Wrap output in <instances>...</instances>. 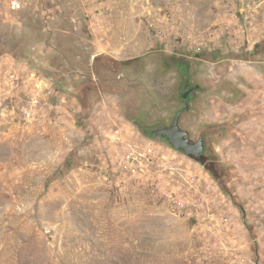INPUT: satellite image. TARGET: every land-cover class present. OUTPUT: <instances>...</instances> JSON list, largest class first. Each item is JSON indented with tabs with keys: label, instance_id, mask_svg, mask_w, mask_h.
Listing matches in <instances>:
<instances>
[{
	"label": "rangeland",
	"instance_id": "rangeland-1",
	"mask_svg": "<svg viewBox=\"0 0 264 264\" xmlns=\"http://www.w3.org/2000/svg\"><path fill=\"white\" fill-rule=\"evenodd\" d=\"M12 1L0 264H264V0Z\"/></svg>",
	"mask_w": 264,
	"mask_h": 264
},
{
	"label": "water",
	"instance_id": "water-1",
	"mask_svg": "<svg viewBox=\"0 0 264 264\" xmlns=\"http://www.w3.org/2000/svg\"><path fill=\"white\" fill-rule=\"evenodd\" d=\"M180 112H178L171 125L164 126L160 129L150 132L154 137H165L167 142L173 148L184 152L187 156L198 157L204 150V145L201 140L196 142L190 141L188 132L179 127Z\"/></svg>",
	"mask_w": 264,
	"mask_h": 264
},
{
	"label": "flooded vegetation",
	"instance_id": "flooded-vegetation-1",
	"mask_svg": "<svg viewBox=\"0 0 264 264\" xmlns=\"http://www.w3.org/2000/svg\"><path fill=\"white\" fill-rule=\"evenodd\" d=\"M175 65H176V68H179V73H180V81H179L180 90H179V95H178L179 96L178 97V101L180 103V108L178 110H176L175 115H174L172 121L169 124H164V123L158 121L154 126L153 125H149L147 127H143V131L145 133H148L149 135H150V132L153 131V130H157V129H160V128L164 127V126L171 125V123L173 122L176 114L178 112H180V116H181L182 113L187 112L189 110V106H190L191 100L194 99L197 96L198 89H197V87L195 85L192 84L191 80L187 79V69H186V67H185V70H184V66L185 65H182V63L178 64V62H176ZM179 119H180V117H179ZM160 138L166 140L165 137H160ZM198 140H201L203 142L204 150H205L206 145H205L204 138L200 137L196 141H198ZM196 141H192V142H196Z\"/></svg>",
	"mask_w": 264,
	"mask_h": 264
},
{
	"label": "built area",
	"instance_id": "built-area-1",
	"mask_svg": "<svg viewBox=\"0 0 264 264\" xmlns=\"http://www.w3.org/2000/svg\"><path fill=\"white\" fill-rule=\"evenodd\" d=\"M20 8V4H19V2L17 1V0H13L12 2H11V9L12 10H17V9H19Z\"/></svg>",
	"mask_w": 264,
	"mask_h": 264
}]
</instances>
